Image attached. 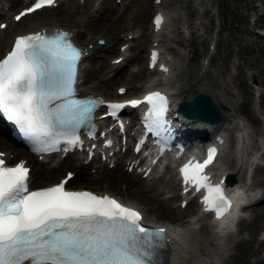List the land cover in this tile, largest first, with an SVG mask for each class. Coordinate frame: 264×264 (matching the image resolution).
I'll list each match as a JSON object with an SVG mask.
<instances>
[{
  "label": "snow or ice",
  "instance_id": "obj_1",
  "mask_svg": "<svg viewBox=\"0 0 264 264\" xmlns=\"http://www.w3.org/2000/svg\"><path fill=\"white\" fill-rule=\"evenodd\" d=\"M55 3L35 0L15 20ZM162 22L163 17L157 16V29ZM6 27L0 24V29ZM82 55L68 32H35L16 37L11 51L0 59V113L38 153L49 150L61 138L69 144L79 143L75 130L90 121L96 106L103 103L75 98ZM152 59L156 61V53ZM142 102L150 106L149 130L155 129L159 135L166 130L168 97L154 91L143 101L127 103L135 106ZM108 107L115 116L125 104ZM140 150L138 146L136 151ZM216 151L209 148L202 162L193 158L179 171L184 191L188 192L189 186L196 192L204 189V210L219 219L231 208V201L205 174ZM3 156L0 153V264H157L158 253L166 246L167 229L145 226L140 211L114 197L66 189L72 173L54 186L30 190V169L25 162L8 166Z\"/></svg>",
  "mask_w": 264,
  "mask_h": 264
},
{
  "label": "rangeland",
  "instance_id": "obj_2",
  "mask_svg": "<svg viewBox=\"0 0 264 264\" xmlns=\"http://www.w3.org/2000/svg\"><path fill=\"white\" fill-rule=\"evenodd\" d=\"M149 1L150 0H130L129 4L122 7V11L120 12V14L114 17L112 10L116 4H114L111 0H104L103 3H101L99 6L101 8H97V10L95 11L88 10L86 4L80 5L75 3L76 5H74L73 3L74 8H72L71 0H65L57 7L47 8L39 11L37 14L33 15L28 22L40 18L41 16H47V18L45 19L46 21L51 20L52 22L71 26L83 24V27L87 33L86 35L89 34L91 36L95 33L97 36H100V34L107 36H111V34L114 35L117 31L128 26L131 22V25L138 27L140 34L131 41L129 54H132L134 52L137 53L133 58H130V61H135L137 65L140 66L142 63L141 50L144 43V36L147 35L145 17L150 10ZM174 1L178 3L180 2L181 4L183 3L182 9L185 10L186 14L193 13L190 25L192 28H194L195 31H202V25L206 24L208 27L207 33L209 32L208 9L206 8L205 12L201 10V8H203L204 5H208V3H205L204 0H167L165 1V5L167 7H172L174 6ZM190 2H193L194 5H190ZM196 6L197 8H194ZM218 10L220 12L219 14L221 16L222 26L219 30V35L216 42V53L211 56V60L208 66L201 69L199 68V58L196 57V55H198L199 53L196 54V52L199 45H203V43L205 42V38L204 40L199 39L201 38L200 36L193 38V50L191 51V57L185 63L182 62L183 56L181 52L174 48L173 52L176 56L174 61V66L176 68V80L177 83L182 86V90L183 88L185 89V87L183 86L190 81L199 83L203 87L210 90V93L213 95V97H216L217 103L221 105L224 110V104L218 101V97L227 100L230 105H233L239 112L245 114L250 120V126L248 128V131L244 135V145L246 146V148H253L256 135H259L264 140V131L259 130L258 120L252 106L250 105L252 99L250 93L251 87L247 86L245 75L246 71H248L249 69H252L254 71L256 85L259 87L260 93L262 92L258 108L264 111V46L260 44L255 35L251 32L249 24V17L250 15L256 14V8L252 0H218ZM82 21L85 24L82 23ZM28 22L26 21V19H23L20 22L21 25L19 27H22L24 25L27 26ZM254 22L264 24V13L261 16L255 18ZM3 34V43L4 41L7 43V30H4ZM183 46L185 47L188 45L184 44ZM111 49H113L112 45L110 46L108 51L104 52V54H102V51L98 53L96 57H93L91 62L92 69H94V66L99 62L103 61V63H105L102 70H105L104 72L99 73L97 72V70H95V72L97 73V75L99 74V76L102 75L103 78L104 76L106 78H109L110 87H112L118 81H121V77H125L128 75L126 72L124 73V70L120 69L109 75V72L111 70L107 66V57L110 54L114 53V50ZM203 51H201L200 54ZM143 74L144 70L141 67L139 68L135 76L131 74L130 76H128V78H138L143 76ZM131 82L132 79H130L129 81V88L133 87V84H131ZM190 84H192V82L188 83L187 87ZM230 90L233 91V95ZM179 93L182 96H187L189 94L188 91ZM260 142L263 141L260 140ZM250 157L252 156H248L246 158V164H249L248 160L250 159ZM58 169H55L48 173H46L44 169H42V176L35 178L33 184L45 183L54 180L60 173ZM78 171L85 175V177L88 175L84 171V168L82 166L81 169H76L77 173ZM77 173L76 176H74L70 181V184L77 186H89L99 189L109 186L112 187L114 191H120V188L116 187V179H114V176L125 181L126 190L124 191V194L132 201L137 200V202H139L145 209L149 206V210L146 211L149 218H155L157 220H171L174 227L176 226L179 230L185 232L186 235H195L193 240L194 244H192L193 248L191 246L189 247L190 251L186 253V256L189 258L191 257L196 262L198 259H200L199 264L203 262V256L205 255V244H208V249L219 248V246L216 245V241L218 239H216L215 241L209 238L210 233L204 226L196 228L192 225L183 223L181 220L182 211L176 208H169L164 200H159V198L153 194L155 193L153 187L148 182L119 170L107 176L108 178H103L104 174H102L100 177L91 180H86L82 177H79ZM258 176H260V173L255 171L254 177ZM238 178L240 179L242 177L239 176ZM80 179H82L83 181H80ZM166 180L167 179L162 178L160 181L166 182V184H168V181ZM104 181L107 182L106 187ZM131 182H135L136 185H130ZM230 240H232V238ZM230 240L227 243L226 254L220 255L221 259L224 260L223 264H240L247 258V254L255 252L256 250L252 247L251 244L250 251L243 250L245 242L233 246V250H231V247L229 245ZM246 240H249V238H246ZM195 252L197 253L195 254ZM255 258L260 259H256L254 261L250 260L251 264H264V255H251V259Z\"/></svg>",
  "mask_w": 264,
  "mask_h": 264
},
{
  "label": "bare ground",
  "instance_id": "obj_3",
  "mask_svg": "<svg viewBox=\"0 0 264 264\" xmlns=\"http://www.w3.org/2000/svg\"><path fill=\"white\" fill-rule=\"evenodd\" d=\"M9 1H10V6L15 5L14 2H16V3L18 2V0H9ZM72 8H74L73 5H72ZM72 8H71V10H72ZM106 17H107V15H106ZM46 18H47V16L46 17L45 16H41L40 18L34 19V20L28 22V25L26 27L20 28V30H22L24 28H35V27H37L39 25H55L56 22H52L51 20L50 21H48V20L46 21L45 20ZM42 19H44V20H42ZM86 22H88V21H86ZM82 23H84V22L82 21ZM87 24H89V23H87ZM3 39H4V35L1 37V32H0V51L5 46V43H6L5 41L3 43ZM101 49H103V48H101ZM89 63H90V65H92L91 60H89ZM103 68H104V63L102 61V62H99L98 65L96 66V68H94V69L97 70V72L100 73V72H104L105 71V70L102 71ZM94 69H92V67L88 66V68H87V74H86L91 79V81L94 80V84H92L93 90H95V91H98L99 90L100 92H102L104 94L108 90L111 91V89L108 88V85L110 83V79L109 78H106L105 76L103 78V76L102 75L99 76V74L97 75V73L95 72ZM160 78L162 79V83H161L160 86H162L163 88H167L169 91L172 92L171 93V98H172L173 103L176 102L179 98L186 97V96H182L178 92V89H177V86H176V84L174 82L175 80L173 79V75L172 74H170V76H169V73L167 72L166 74H161L160 75ZM192 85H194L195 87L199 88V86L196 85L195 82H192ZM134 89H137V88H134ZM139 89L140 88H138V90ZM204 91H206V90H204ZM139 93H141V91ZM111 94H114L113 91H111L109 93V95H111ZM241 126H242V131L241 132H243L244 129H245V126H244V124H241ZM209 129H210V131H213V135L216 134V131L219 132V135L220 136L223 135V131H222L221 124L219 126L218 125L217 126H215V125L210 126ZM0 132H1V130H0ZM240 135H241V133H240ZM0 140H1L0 142L2 144L1 147L8 148V149H13V146L7 145L5 143V139L1 136V134H0ZM205 141H207V140H205ZM238 144L240 145L241 143H238ZM223 149H224V147H223ZM223 149L221 150L218 159H216V161H215V163H216V174H221V173H223L228 168L226 166V164L221 161V158H220L222 156V153L224 152ZM235 150H236V152H238V151L241 150V148H237ZM256 151L257 150H254V152H256ZM252 154L253 153L249 154V156H252ZM99 168H102L103 169V166L102 165H98L96 167V170H98ZM42 169H44V171L46 173H48V172H51V171L55 170L56 167H53L52 165L48 164V165H43V168ZM106 172H108V171H106ZM106 172L104 174L105 176H107ZM77 175H79V177H82V178H84L86 180H91V179L95 178V177H91V176H89V177L86 176L85 177V175H83L82 173H80V171H78ZM239 180H242V178H240ZM239 180L238 181L235 180V182L233 184L234 185V192L232 194V197L233 198L236 197L235 195L239 192V189H241L240 188L241 183H239L241 181H239ZM80 181H83V180L80 179ZM130 185H134L135 186L136 184H135V182H131ZM234 201L236 203V200H234ZM132 202L139 203V202H137V200L136 201H132ZM235 206H236V204L234 205L233 209L235 208ZM146 210H149V206H148V208H146ZM233 215H234L233 210H231L227 215H224V216L220 217L219 219L218 218L217 219H214L215 226L218 227L219 230L227 227L229 221L233 219ZM171 225L173 226V229L170 228L169 230H170V232L172 234V238L175 240V247H173V249H174V255H173V258H174L173 261L174 262H173V264H186V262L184 261V258L186 256V253L190 251L189 247L190 246L192 247V244H194L193 243V240H194V236L195 235L191 234V236L190 235L188 236V235L185 234V232L179 230L176 226L174 227V225L172 223H171ZM216 231H217V233H220V234L224 232V231L218 232V230H215V234H216ZM173 244H174V242H173ZM199 261H200V259L197 260L198 263H199ZM200 264H203V262L200 263Z\"/></svg>",
  "mask_w": 264,
  "mask_h": 264
},
{
  "label": "water",
  "instance_id": "obj_4",
  "mask_svg": "<svg viewBox=\"0 0 264 264\" xmlns=\"http://www.w3.org/2000/svg\"><path fill=\"white\" fill-rule=\"evenodd\" d=\"M203 95L204 93L196 91L194 97L189 101L182 102L180 108L190 115L207 117L211 113L213 103L208 97L206 99L202 98Z\"/></svg>",
  "mask_w": 264,
  "mask_h": 264
}]
</instances>
